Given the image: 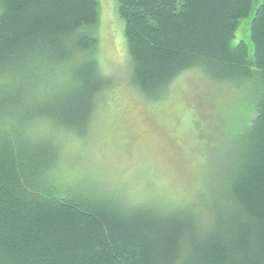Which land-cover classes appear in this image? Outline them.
Returning a JSON list of instances; mask_svg holds the SVG:
<instances>
[{
  "label": "trees",
  "instance_id": "trees-1",
  "mask_svg": "<svg viewBox=\"0 0 264 264\" xmlns=\"http://www.w3.org/2000/svg\"><path fill=\"white\" fill-rule=\"evenodd\" d=\"M117 4L146 97L200 70L252 99L226 178L204 218L56 184L57 140L24 127L87 133L113 86L96 57L99 0H0V264H264V0Z\"/></svg>",
  "mask_w": 264,
  "mask_h": 264
},
{
  "label": "rangeland",
  "instance_id": "rangeland-1",
  "mask_svg": "<svg viewBox=\"0 0 264 264\" xmlns=\"http://www.w3.org/2000/svg\"><path fill=\"white\" fill-rule=\"evenodd\" d=\"M99 8L96 57L113 86L98 98L87 133L55 134L46 119H38L24 127L26 135L57 140L56 184L106 194L130 208L182 210L204 218V208L218 194L215 184L226 178L234 134L252 116V99L200 70L183 73L162 99L146 97L132 83L117 0H99ZM238 33L252 51L249 34ZM39 139L53 145L50 138Z\"/></svg>",
  "mask_w": 264,
  "mask_h": 264
}]
</instances>
